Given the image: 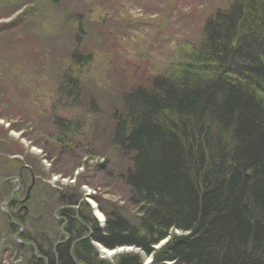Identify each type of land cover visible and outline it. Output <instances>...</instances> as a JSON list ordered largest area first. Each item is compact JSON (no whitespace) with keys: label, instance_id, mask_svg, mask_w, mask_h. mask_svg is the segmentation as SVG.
<instances>
[{"label":"trees","instance_id":"trees-1","mask_svg":"<svg viewBox=\"0 0 264 264\" xmlns=\"http://www.w3.org/2000/svg\"><path fill=\"white\" fill-rule=\"evenodd\" d=\"M74 56L75 65L85 61ZM72 72L58 93L75 107L81 90ZM111 119L109 139L126 161L123 181L137 209L136 223L100 208L107 215L101 230L81 213L94 233L75 246V262L71 242L54 250L66 239L58 224H65L75 241L88 231L65 210L62 221L46 225L47 234L23 232L22 241L36 244L43 260L27 256L20 264H46L44 259L48 264H143L146 256L151 264H264V0H233L216 11L197 44L184 45L147 86L120 97ZM57 127L65 151L78 131L64 121ZM13 162L17 169L3 170L0 178L20 176L23 166ZM39 164L23 171L32 189L45 186L38 181ZM14 187L13 181L1 186L0 199ZM16 195L12 209L19 205ZM24 199L30 208H40L34 193ZM55 202L77 203L73 195L64 199L61 193ZM29 215L33 226L42 225L32 210ZM12 217L18 224L24 221V214ZM94 243L139 252L118 254L108 263Z\"/></svg>","mask_w":264,"mask_h":264},{"label":"rangeland","instance_id":"rangeland-1","mask_svg":"<svg viewBox=\"0 0 264 264\" xmlns=\"http://www.w3.org/2000/svg\"><path fill=\"white\" fill-rule=\"evenodd\" d=\"M232 1L0 0V173L17 169L13 161L24 170L39 161L38 181L45 185L30 191L38 209L22 204L31 185L24 174L20 177L27 182L18 188L17 207L4 205L12 193L1 195L0 264H20L34 256L33 249L18 248L20 231L47 234L46 225L62 221L65 210L87 227L88 238L94 232L81 213L89 214L101 230L107 215L100 208L136 223L137 209L129 202L123 181L126 161L109 139L114 109L120 97L147 86L184 45L197 44L205 21ZM75 54L85 61L75 65ZM68 70L81 90L75 107L58 93ZM61 121L74 124L78 131L65 151L58 138ZM7 179L2 175L0 184ZM60 193L64 199L73 195L77 203L55 202ZM31 210L42 225L33 226ZM12 214H24L21 224L14 220L15 232L8 226ZM64 228L60 222L57 230L65 232ZM93 245L108 263L118 254L139 252L126 246L112 250L109 257L101 244ZM151 263V256L144 257L143 264Z\"/></svg>","mask_w":264,"mask_h":264},{"label":"bare ground","instance_id":"bare-ground-1","mask_svg":"<svg viewBox=\"0 0 264 264\" xmlns=\"http://www.w3.org/2000/svg\"><path fill=\"white\" fill-rule=\"evenodd\" d=\"M96 214L98 215V217H99V220H103V215H101L100 213H99V211L98 210H96ZM61 233H62V235H64L66 238H67V242H71V248H75V246L79 243V242H77V241H75V240H71V238H70V236H68L65 232H62V230H61ZM83 239H85V240H87L88 239V237H83ZM103 251H104V253L107 255V256H112V255H114V252H111V251H108V250H106L105 248H101Z\"/></svg>","mask_w":264,"mask_h":264},{"label":"flooded vegetation","instance_id":"flooded-vegetation-1","mask_svg":"<svg viewBox=\"0 0 264 264\" xmlns=\"http://www.w3.org/2000/svg\"><path fill=\"white\" fill-rule=\"evenodd\" d=\"M23 171H24V167L21 169V171H20V175L21 176H23ZM19 180H20V183H19ZM24 182H22V177H20L19 176V179H18V181H17V187H16V193H17V191H20V189L18 190V188H20V186L21 187H24L25 186V184H23ZM21 184V185H20ZM34 185V184H33ZM29 189H30V187L29 188H27L26 190H27V193L25 194L26 195V197H25V199H24V202H27V200H28V198H29V195H30V191H29ZM25 190V191H26ZM23 204V203H22ZM66 222H67V220H66ZM16 226H18L17 224H16ZM23 232L24 231H22V232H20L19 234L20 235H22L23 234Z\"/></svg>","mask_w":264,"mask_h":264},{"label":"water","instance_id":"water-1","mask_svg":"<svg viewBox=\"0 0 264 264\" xmlns=\"http://www.w3.org/2000/svg\"><path fill=\"white\" fill-rule=\"evenodd\" d=\"M11 201H12V198L10 199V202H11ZM82 240H84V239L77 240V242H80V241H82ZM71 256H72V258L74 259V261L76 262V259L74 258L73 248H72V250H71Z\"/></svg>","mask_w":264,"mask_h":264}]
</instances>
